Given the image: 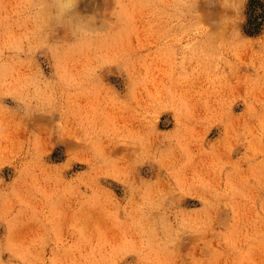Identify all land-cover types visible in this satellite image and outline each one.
<instances>
[{
    "label": "rangeland",
    "instance_id": "rangeland-1",
    "mask_svg": "<svg viewBox=\"0 0 264 264\" xmlns=\"http://www.w3.org/2000/svg\"><path fill=\"white\" fill-rule=\"evenodd\" d=\"M0 264H264V0H0Z\"/></svg>",
    "mask_w": 264,
    "mask_h": 264
},
{
    "label": "clouds",
    "instance_id": "clouds-1",
    "mask_svg": "<svg viewBox=\"0 0 264 264\" xmlns=\"http://www.w3.org/2000/svg\"><path fill=\"white\" fill-rule=\"evenodd\" d=\"M73 2H74V0H64V3L66 6L73 3Z\"/></svg>",
    "mask_w": 264,
    "mask_h": 264
}]
</instances>
